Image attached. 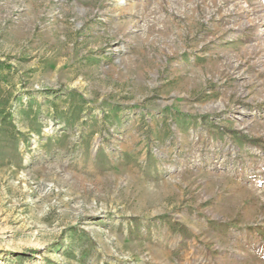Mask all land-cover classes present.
<instances>
[{
  "label": "rangeland",
  "instance_id": "rangeland-1",
  "mask_svg": "<svg viewBox=\"0 0 264 264\" xmlns=\"http://www.w3.org/2000/svg\"><path fill=\"white\" fill-rule=\"evenodd\" d=\"M0 264H264V0H0Z\"/></svg>",
  "mask_w": 264,
  "mask_h": 264
}]
</instances>
